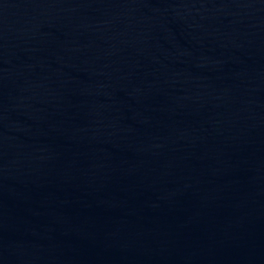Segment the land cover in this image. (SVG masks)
I'll return each instance as SVG.
<instances>
[{
	"label": "water",
	"instance_id": "95a60500",
	"mask_svg": "<svg viewBox=\"0 0 264 264\" xmlns=\"http://www.w3.org/2000/svg\"><path fill=\"white\" fill-rule=\"evenodd\" d=\"M0 264H264V0H0Z\"/></svg>",
	"mask_w": 264,
	"mask_h": 264
}]
</instances>
